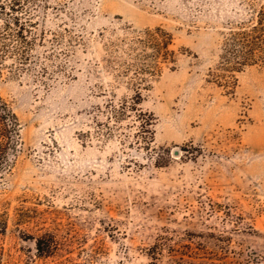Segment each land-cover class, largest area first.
Returning <instances> with one entry per match:
<instances>
[{
  "label": "rangeland",
  "instance_id": "obj_1",
  "mask_svg": "<svg viewBox=\"0 0 264 264\" xmlns=\"http://www.w3.org/2000/svg\"><path fill=\"white\" fill-rule=\"evenodd\" d=\"M45 1L46 73L0 67V264H264V58L220 62L264 0ZM156 26L174 61L140 42Z\"/></svg>",
  "mask_w": 264,
  "mask_h": 264
},
{
  "label": "trees",
  "instance_id": "obj_2",
  "mask_svg": "<svg viewBox=\"0 0 264 264\" xmlns=\"http://www.w3.org/2000/svg\"><path fill=\"white\" fill-rule=\"evenodd\" d=\"M45 0H0V67L5 66L15 73L22 72L38 64L41 75L46 73L40 60L37 46L44 40L43 28H38L40 16L47 8ZM264 7L259 11L258 22L248 30L231 32L223 44L220 54L222 69L227 72H238L245 65L264 58V24L262 16ZM144 38L140 42L150 48V56L162 57L174 61L172 50L168 49L170 34L160 26L144 30ZM145 51V50H143ZM259 52V54H257ZM147 55V52H143ZM10 63L7 64V61ZM224 79V84L229 81ZM151 122L141 123L143 131ZM20 122L8 102L0 95V174L8 169L17 152L21 141L19 136ZM147 144V140L145 141ZM3 232V227L0 232ZM39 253L48 254L52 248L49 242L36 239Z\"/></svg>",
  "mask_w": 264,
  "mask_h": 264
},
{
  "label": "water",
  "instance_id": "obj_3",
  "mask_svg": "<svg viewBox=\"0 0 264 264\" xmlns=\"http://www.w3.org/2000/svg\"><path fill=\"white\" fill-rule=\"evenodd\" d=\"M174 153H177V151L175 150Z\"/></svg>",
  "mask_w": 264,
  "mask_h": 264
}]
</instances>
